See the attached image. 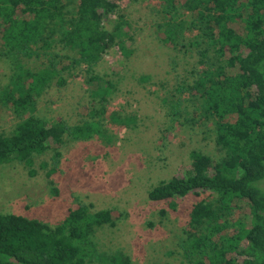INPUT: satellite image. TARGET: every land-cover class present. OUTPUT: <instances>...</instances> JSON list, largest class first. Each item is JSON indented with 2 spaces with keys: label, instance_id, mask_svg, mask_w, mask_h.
Returning <instances> with one entry per match:
<instances>
[{
  "label": "trees",
  "instance_id": "trees-1",
  "mask_svg": "<svg viewBox=\"0 0 264 264\" xmlns=\"http://www.w3.org/2000/svg\"><path fill=\"white\" fill-rule=\"evenodd\" d=\"M159 1L162 42L177 51L196 49L204 67L192 84L175 89L179 96L172 97L170 120L187 124L189 112L182 108L186 100L182 98L190 96L188 102L200 117L213 124L214 142L224 157L214 161L192 150L191 174L159 182L148 198L176 207L178 200L200 192L216 195V204L200 201L188 211L186 231L179 239L186 264H264V0ZM77 3L70 17L67 9ZM118 3L0 0L3 55L14 61L21 57L46 61L37 70L19 66L0 95L21 119L10 135L0 133V166L22 163L34 176V158L53 150L51 176L60 164L66 137L86 141L104 136L101 119L115 86L103 81L96 68L115 48L125 58L132 54L123 41L124 19L113 31L103 25L116 13ZM236 24L241 25L240 32ZM189 32L198 36L188 39ZM57 43L73 52V58L57 53ZM210 53L213 61L207 64ZM72 61L84 67L91 98L98 105L94 108H102V114L92 109L89 120L71 127L62 121L51 123L37 116L35 109L48 86L65 85ZM111 117L130 122L115 113ZM237 210L241 213L236 219ZM115 223L111 210L92 211L84 203L54 228L19 214H0V264H132L122 253L97 250L94 233Z\"/></svg>",
  "mask_w": 264,
  "mask_h": 264
},
{
  "label": "rangeland",
  "instance_id": "rangeland-1",
  "mask_svg": "<svg viewBox=\"0 0 264 264\" xmlns=\"http://www.w3.org/2000/svg\"><path fill=\"white\" fill-rule=\"evenodd\" d=\"M77 6L68 7L70 17ZM121 19L126 22L123 41L131 56L125 58L115 48L96 68L103 81L115 86L101 119L104 136L86 141L66 137L60 164L51 176L53 150L34 158V176L22 163L0 166V214H19L54 228L81 203L92 211L111 210L116 223L97 229L93 236L99 252L122 253L132 264H186L179 239L186 231L188 211L200 201L216 204V195L200 192L171 207L169 202H151L148 193L161 181L190 175L192 150L214 161L224 157L214 142L213 124L200 117L196 106L188 102L190 96L182 98L186 99L182 108L189 112L187 124L170 120L172 97L179 96L175 89L182 83L192 84L204 67L196 49L177 51L162 42L164 17L159 0H119L104 28L113 31ZM234 27L240 32L241 25ZM195 36L197 32L187 34L188 39ZM54 50L73 58L74 53L58 43ZM3 52L0 43V95L19 66L37 70L46 62L22 57L14 61ZM212 61L210 53L207 64ZM70 65L65 85L48 86L36 102L35 114L72 127L89 120L92 109L100 112L102 108H94L98 105L91 98L84 67L75 61ZM114 113L130 122L113 121ZM20 122L0 98V133L10 135ZM235 213L237 219L241 211Z\"/></svg>",
  "mask_w": 264,
  "mask_h": 264
}]
</instances>
